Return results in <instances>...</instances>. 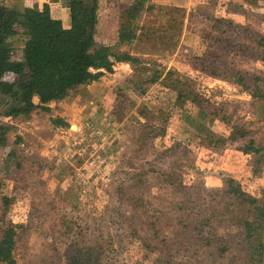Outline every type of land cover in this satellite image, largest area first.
I'll return each instance as SVG.
<instances>
[{
    "label": "rangeland",
    "instance_id": "rangeland-1",
    "mask_svg": "<svg viewBox=\"0 0 264 264\" xmlns=\"http://www.w3.org/2000/svg\"><path fill=\"white\" fill-rule=\"evenodd\" d=\"M0 1L18 12L44 2L70 10V0ZM133 2L99 0L83 66L71 15L53 29L51 67L78 84L49 113L5 120L0 240L16 230L17 264H256L243 222L264 225V150L246 147L264 149V102L237 79L264 78V0H153L141 40L119 49L137 64L99 76L98 47L112 42ZM24 42L8 39L14 59ZM218 56L221 77L202 67ZM153 70L161 80L147 86ZM168 72L194 86L174 111L177 94L161 88ZM118 87L133 100L121 123L107 109Z\"/></svg>",
    "mask_w": 264,
    "mask_h": 264
},
{
    "label": "trees",
    "instance_id": "trees-1",
    "mask_svg": "<svg viewBox=\"0 0 264 264\" xmlns=\"http://www.w3.org/2000/svg\"><path fill=\"white\" fill-rule=\"evenodd\" d=\"M152 1L134 0L133 4L123 9L115 38L110 44H101L98 47L97 52L101 62L99 76L115 73V66L119 63L137 64L136 57L119 49L124 47L132 49L141 38L140 31L143 28L141 19L146 11L154 9ZM69 6L73 29L76 32L73 42L74 45L80 43L77 46L76 59L83 66L88 63L87 43L95 39L96 31L93 23H97L96 12L99 0H70ZM52 17V8L46 2L25 6L23 12H18L9 10L0 1V82L6 83V98L0 112V145L6 144V136L11 130V125L5 120L20 117L29 119L36 110L49 113L51 104L67 99L78 84L76 74L72 71L53 70L51 67ZM17 35L25 39L21 59H14L12 48L8 44V39ZM223 44L220 41V46ZM219 59L221 62L218 65L216 62L214 64L204 60L202 67L210 64L207 70L211 75L221 77L226 66L222 56H218ZM261 60L264 62V56ZM174 74L166 73L164 77L166 86L161 87L162 91L170 90L177 94L173 111L177 108L178 102L188 96L184 93L185 88L190 89L189 93L194 90L189 80H182ZM161 75L162 72L153 70L145 85H155L157 78L158 82L161 80ZM10 76L14 79L8 80ZM253 80L254 82L250 84L238 74L237 83L252 98L264 102V78L259 76ZM145 88L137 92L138 96H142ZM132 103L131 96L122 87H118L115 90L114 102L108 104L107 109L115 120L121 123L127 106ZM53 122L56 126L67 125L62 118H57ZM262 150L264 149L255 147L253 143L246 147V151L253 153H261ZM7 161H9L8 165H13L14 154L9 152ZM127 199L131 201L130 198ZM243 228L245 230L244 239L249 250L252 251V259L256 264H264V225L246 220L243 222ZM16 236L14 228L5 230L0 240V264H17L14 257ZM108 249L104 247L103 251ZM93 258H96L95 255H92L90 259ZM94 262L96 263V260Z\"/></svg>",
    "mask_w": 264,
    "mask_h": 264
},
{
    "label": "crops",
    "instance_id": "crops-1",
    "mask_svg": "<svg viewBox=\"0 0 264 264\" xmlns=\"http://www.w3.org/2000/svg\"><path fill=\"white\" fill-rule=\"evenodd\" d=\"M52 13H53V17H52V39H53V29L57 28L58 24H60L61 26L65 25L66 21L68 22L67 19H68L69 15H71V18H72V13H71V9L68 10V12H67L66 8L63 6L61 8H58L55 13L52 10ZM71 26H73L72 25V19H71ZM52 42H53V40H52Z\"/></svg>",
    "mask_w": 264,
    "mask_h": 264
},
{
    "label": "bare ground",
    "instance_id": "bare-ground-1",
    "mask_svg": "<svg viewBox=\"0 0 264 264\" xmlns=\"http://www.w3.org/2000/svg\"><path fill=\"white\" fill-rule=\"evenodd\" d=\"M66 22H67V21H66ZM5 88H6V87H5ZM5 88H4V90H5ZM2 90H3V89H2ZM4 90H3V91H4ZM74 130H75V128H74Z\"/></svg>",
    "mask_w": 264,
    "mask_h": 264
}]
</instances>
